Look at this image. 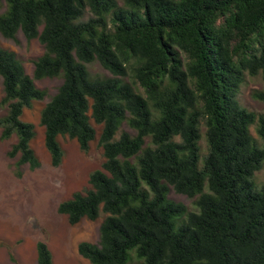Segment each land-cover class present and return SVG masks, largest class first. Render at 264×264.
<instances>
[{"label": "trees", "instance_id": "16d2710c", "mask_svg": "<svg viewBox=\"0 0 264 264\" xmlns=\"http://www.w3.org/2000/svg\"><path fill=\"white\" fill-rule=\"evenodd\" d=\"M6 2L2 35L22 31L45 47L31 76L0 45L1 136H17V176L25 164L41 167L35 125L23 119L47 95L35 80H63L40 118L53 166L64 157L60 136L86 151L97 137L92 120L102 126V167L58 207L71 224L106 214L99 242L81 241L79 253L92 264H264V186L254 180L264 113L237 97L247 73L264 80V0ZM95 61L112 76L93 77ZM253 96L264 101V90ZM171 186L197 196V210L170 199ZM37 264H55L43 240Z\"/></svg>", "mask_w": 264, "mask_h": 264}, {"label": "rangeland", "instance_id": "374dc122", "mask_svg": "<svg viewBox=\"0 0 264 264\" xmlns=\"http://www.w3.org/2000/svg\"><path fill=\"white\" fill-rule=\"evenodd\" d=\"M6 9V0H1L0 14ZM0 45L15 51L31 76L34 73V61L45 52L38 38L28 39L22 31H18L15 39L6 38L0 32ZM88 68L93 77L112 76L98 61L88 64ZM62 81L60 77L35 80L36 85L46 90L47 95L43 100L34 101L23 114L24 120L35 125L36 135L31 146L41 161L40 168L32 170L25 164L21 167L22 176H17L18 156L10 155L17 136L2 138L0 127V264H37V242L40 240L48 244L55 264H92L79 253L78 245L81 241L99 242L100 225L106 214L101 213L96 220L84 218L77 224H71L68 216L60 213L58 207L75 192L89 189L91 173L102 167L103 148L99 144L102 126L92 120L97 137L86 151L81 149L76 139L60 136L64 157L59 166L52 165L51 154L45 144V127L41 125L40 118L43 107L58 91ZM259 90H264L261 75L247 73L237 96L240 104L251 111L264 113V101L253 96ZM3 96L0 80V117L7 112V108L1 104ZM122 130L136 133L127 123H123ZM251 133L258 138L255 126L251 127ZM200 145L204 156L208 150L204 126ZM254 180L258 188L264 186V165L255 173ZM168 197L185 204L191 211L197 210V196L178 193L171 186ZM32 218H36L37 227L33 226Z\"/></svg>", "mask_w": 264, "mask_h": 264}, {"label": "water", "instance_id": "95a60500", "mask_svg": "<svg viewBox=\"0 0 264 264\" xmlns=\"http://www.w3.org/2000/svg\"><path fill=\"white\" fill-rule=\"evenodd\" d=\"M31 221L33 222V226H34V227H37V226H38V225H37V220H36V218H32Z\"/></svg>", "mask_w": 264, "mask_h": 264}]
</instances>
